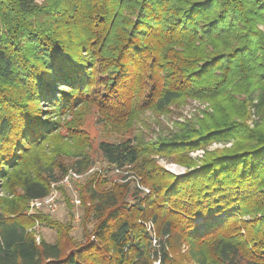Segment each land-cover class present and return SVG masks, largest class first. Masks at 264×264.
I'll return each mask as SVG.
<instances>
[{
    "label": "trees",
    "instance_id": "trees-1",
    "mask_svg": "<svg viewBox=\"0 0 264 264\" xmlns=\"http://www.w3.org/2000/svg\"><path fill=\"white\" fill-rule=\"evenodd\" d=\"M94 87L100 114L121 131L145 109L163 115L188 99L213 113L158 141L101 142L104 161L129 167L150 193L131 180L106 188L94 173L81 221L93 230L77 242L73 224L26 208L50 194L55 171L87 172L90 157L24 158L62 139L86 147L81 126L63 136L50 116L85 108ZM217 143L232 145L208 150ZM157 156L192 170L176 176ZM0 181V264H264V0H0ZM36 222L58 241H37Z\"/></svg>",
    "mask_w": 264,
    "mask_h": 264
},
{
    "label": "rangeland",
    "instance_id": "rangeland-1",
    "mask_svg": "<svg viewBox=\"0 0 264 264\" xmlns=\"http://www.w3.org/2000/svg\"><path fill=\"white\" fill-rule=\"evenodd\" d=\"M57 91H63L68 89V87H56ZM98 87L90 89V94L93 98H87L88 102L83 105H86L85 108L78 107L73 112H66L61 118H57L54 115H51L50 118L59 122L62 125V128L59 130V133L63 136H67L68 127L67 124H73V126H81V130L84 131L83 136H87L88 144L84 148V144L73 142L69 143L65 139L61 141H55L51 144H47L43 150H31L30 153L26 154L25 160L27 164L31 165L34 160L38 157H43L44 155L48 156L49 160L52 161L55 159L58 162L64 163V165L72 166L76 162L75 156L82 152L83 154L90 157L92 163L91 168L86 172L79 173L75 169L69 168V170L62 174L55 171L57 174V180L53 181L50 185V194H54L57 199L59 209L56 213H51L47 208H43L38 211L31 212L30 204L26 208L27 216H48L55 222H61L63 224L70 223L73 224V230L69 233V238L75 239L77 242H86L85 232H90L93 230L94 223L85 222L81 225L82 218L84 216L85 210L82 208V197H85V185L89 181V178L96 172H99L102 176H107L109 178V184L106 188L111 186V183L114 184H125L126 182H132V188L136 189L137 184L141 188L149 189L148 186L144 184L141 185L140 178H138L129 167L123 170H116L113 167H110L103 159L98 146L101 142H120L126 140L138 141V139L145 138L148 141H158L159 139L166 138L172 134H177L182 132V125L189 123H195L197 120H203L206 114H212L213 108L210 102L200 101L197 99H188L185 102H177L169 110L168 113L159 115L158 113L152 110H143L135 116V118L129 124V129L121 131L118 128L112 127L109 125V122H112L111 119L100 114L97 109V105L94 103L95 94L94 90ZM82 105V107H83ZM40 107H44L40 104ZM254 114V111L252 112ZM103 119V121H102ZM105 119V120H104ZM249 122L250 126L254 125V122L258 120V117L252 115ZM60 138V137H57ZM232 144H212L208 148L209 151L221 150L223 148L231 147ZM56 147L52 152L51 148ZM57 149V152L54 151ZM202 152V153H201ZM197 151L195 153H190L189 157L193 159L194 162L199 163L203 158L204 151ZM182 153V152H181ZM184 154V153H182ZM179 159V156H177ZM182 160H184L183 155H181ZM157 161V166L168 171L172 169L171 165L180 166L186 168L188 171H191V168L183 165L180 160L170 159L169 156H157L155 157ZM195 167H193L194 169ZM74 174H77L78 178L74 177ZM4 182L0 181V199H7L8 192H5V187L3 186ZM4 187V188H3ZM133 189V190H134ZM10 193V192H9ZM132 194V192H130ZM128 199V200H127ZM126 200L131 202L132 197L128 193ZM29 218V217H28ZM244 221H250L251 216L245 217ZM242 220V221H243ZM151 222V221H150ZM68 223V224H69ZM154 226V225H153ZM155 228V227H154ZM148 229V228H147ZM33 230L35 232V238L37 240H44L48 243L57 242L59 235L56 229L47 228L45 225H42L40 222H36ZM154 236V235H151ZM95 238H92V241ZM158 239V238H157ZM152 245L155 247V242L152 239ZM158 248V246H156ZM187 246H182L181 255L187 253ZM170 257H174V253L169 249ZM154 259V258H153ZM175 264H179L181 259L177 258ZM182 264H195L187 260H183ZM157 260H153L152 264H156Z\"/></svg>",
    "mask_w": 264,
    "mask_h": 264
},
{
    "label": "built area",
    "instance_id": "built-area-1",
    "mask_svg": "<svg viewBox=\"0 0 264 264\" xmlns=\"http://www.w3.org/2000/svg\"><path fill=\"white\" fill-rule=\"evenodd\" d=\"M171 167H172V169H169L170 173H172V174H174L176 176H183L188 171L186 168H182L180 166L171 165ZM74 177L78 178L77 174H74ZM141 189H143L147 194L150 193V191L148 189H145V188H141ZM30 203H31L30 204L31 212L38 211V210H41L43 208H47L51 213H56L58 211V209H59V206H58V203H57V199H56V196L54 194H49L47 197L42 198V199L32 200ZM147 228H148V230L150 232H152L153 224L148 223L147 224ZM37 241H40V240H37ZM154 242H155V245H156L157 244V240L154 239ZM156 264H160V261H157Z\"/></svg>",
    "mask_w": 264,
    "mask_h": 264
}]
</instances>
